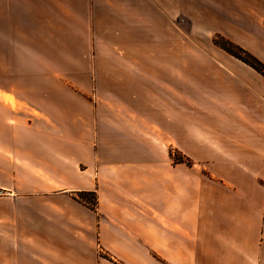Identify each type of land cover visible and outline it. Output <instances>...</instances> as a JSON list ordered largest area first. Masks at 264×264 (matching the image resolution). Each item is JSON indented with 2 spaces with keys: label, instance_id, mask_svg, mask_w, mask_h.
<instances>
[{
  "label": "crops",
  "instance_id": "0c3cea01",
  "mask_svg": "<svg viewBox=\"0 0 264 264\" xmlns=\"http://www.w3.org/2000/svg\"><path fill=\"white\" fill-rule=\"evenodd\" d=\"M105 1L187 22L191 49L158 83L113 91L110 117L83 94L29 104L22 79L0 78V264H264V77L213 41L264 62V0H0V71L62 25L93 37Z\"/></svg>",
  "mask_w": 264,
  "mask_h": 264
},
{
  "label": "rangeland",
  "instance_id": "374dc122",
  "mask_svg": "<svg viewBox=\"0 0 264 264\" xmlns=\"http://www.w3.org/2000/svg\"><path fill=\"white\" fill-rule=\"evenodd\" d=\"M107 4L109 2L105 1L103 19L91 25L93 37L79 36L85 30L84 25H62L69 37L34 39L41 52L25 53L24 68L0 71V78L22 79L17 93L27 97L29 104L33 96L47 92L83 94L100 115L110 117L113 91L125 89L127 92L129 78L146 77L158 83V79L168 72L163 71L161 64L170 67L177 60L176 46L191 43L187 37L190 32L187 22L165 24L154 16L150 22L144 21L143 7H136L130 14L129 7L115 6L114 15L111 12L113 7ZM85 46L89 50L87 53L81 52ZM43 49H50V52H43ZM59 50L61 53L57 52ZM198 57L200 55L196 53H188L184 60H197ZM178 58L183 61L182 56ZM152 95L156 96L155 93ZM154 98L159 99L157 96ZM9 105L13 108L18 105L13 96L9 97ZM171 154L176 161L192 164L177 150H172Z\"/></svg>",
  "mask_w": 264,
  "mask_h": 264
},
{
  "label": "trees",
  "instance_id": "16d2710c",
  "mask_svg": "<svg viewBox=\"0 0 264 264\" xmlns=\"http://www.w3.org/2000/svg\"><path fill=\"white\" fill-rule=\"evenodd\" d=\"M213 41L216 46L220 47L231 56L247 64L264 76V62L246 51L244 48L222 36H216ZM75 199H77L81 203L83 202L84 204L91 206L92 208H95L96 206L97 198L96 193L94 192L79 193L77 194Z\"/></svg>",
  "mask_w": 264,
  "mask_h": 264
}]
</instances>
